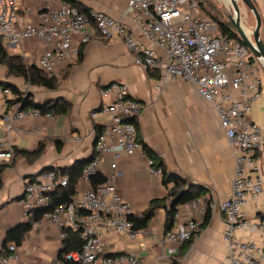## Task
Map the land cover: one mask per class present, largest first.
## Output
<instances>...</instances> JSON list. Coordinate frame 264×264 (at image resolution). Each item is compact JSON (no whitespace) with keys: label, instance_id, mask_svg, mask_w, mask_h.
I'll list each match as a JSON object with an SVG mask.
<instances>
[{"label":"crops","instance_id":"1","mask_svg":"<svg viewBox=\"0 0 264 264\" xmlns=\"http://www.w3.org/2000/svg\"><path fill=\"white\" fill-rule=\"evenodd\" d=\"M72 1L79 8L88 11L98 9L119 19L137 42L149 46L127 12L125 0ZM213 1L220 4V12L225 19L213 11ZM251 1L261 19L260 36L264 42V0ZM199 2L202 13L215 18L217 23L230 22L228 15H232V8L229 0ZM62 3L63 0H20L16 26L28 22L40 25L39 12L44 9L56 10ZM241 6L243 21L253 27V16ZM72 38L74 42L77 41L76 35ZM3 44L10 56H21L26 66L35 65V60L49 46L47 41L35 37L19 44L7 41ZM153 48L158 66L146 69L135 63L134 53L126 48L121 38H93L80 47L78 55L57 63L50 70L44 69L49 77L57 81L54 89L30 85L22 77L9 74L5 65H0V83L15 86L20 93L28 91L36 105L58 102L66 106L64 112L51 114L50 117L28 116L21 123H15L9 133L18 154L12 163L0 168V222L6 224L0 228V246L6 230L25 221L17 198L22 197L25 182L30 177L49 167L57 170L70 168L77 162L91 158L96 133H102L111 124L108 116L92 117L91 113L106 103L101 91L109 83L116 82L126 85L128 96L142 104V109L135 117L137 138L142 150L132 155L118 150L116 159L112 153L105 154L96 172L102 177L110 175L113 173L110 164L116 162V192L130 205L134 216L142 215L153 200H163V204L156 208L146 227L138 230L136 239L106 230L103 236L106 251L134 253L140 258V264H221L225 260L228 254V247L222 241L225 223L218 208L205 213L192 211L191 217L202 224L191 242H167L161 245L157 242L164 234L166 216L172 202L169 196L171 184L165 186L161 177L149 172L144 147L166 172L181 178L186 188L193 187V192L198 191L200 197L211 195L217 203L230 193L236 147L221 129L215 109L190 83L181 79L165 83L160 81L166 55L163 49ZM262 76L264 78L263 73ZM156 84L159 89L155 88ZM4 108V102L0 100V113ZM249 119L261 127L264 135V84L258 100L252 106ZM41 143L43 149L36 156L27 157L22 153V150H34ZM261 176V193L249 197L243 206L245 218L252 222H264V170ZM90 186V183L78 178L75 196L83 194ZM14 201L17 204L16 213L12 211L14 206H11ZM207 213L209 218L204 222ZM36 224L42 231L41 220ZM48 225L57 234L55 226ZM40 234L37 229H31L25 235L32 237ZM235 237L259 241L257 233L244 230L235 231ZM42 247H39L36 258H33L22 242L17 246V251L22 252L19 256L15 252L11 264H56L57 253L61 249L58 235L52 243Z\"/></svg>","mask_w":264,"mask_h":264},{"label":"built area","instance_id":"2","mask_svg":"<svg viewBox=\"0 0 264 264\" xmlns=\"http://www.w3.org/2000/svg\"><path fill=\"white\" fill-rule=\"evenodd\" d=\"M125 1L127 12L149 46L137 42L119 19L98 9L89 10L85 17L65 1L56 10H41L40 25L28 22L17 27L20 0H0V38L14 44L32 37L47 41L49 46L34 63L47 70L78 55L83 44L97 37L121 38L134 53L135 63L146 69L158 66L153 46L163 49L166 63L160 81L181 79L190 83L217 112L220 127L234 142L236 153L228 197L217 203L208 195L177 205L172 228L157 242L160 245L191 242L202 224L191 217L192 211L205 213L218 208L225 223L222 241L228 247L227 257L221 264H264V222L247 220L243 210L247 199L258 196L263 188L264 135L249 115L264 84V67L243 42L220 32L217 21L202 13L199 0ZM73 35L77 36L76 42ZM155 88L160 87L156 84ZM27 93L23 91L20 95L25 97ZM101 94L106 103L91 116L106 115L111 124L95 139L93 155L79 177L88 183L105 154L112 153L116 159L118 150L128 155L142 150L134 122L142 104L128 96L126 85L116 82L109 83ZM15 98L9 85L0 84V100L5 105L0 113V168L12 163L15 156L9 138L14 124L28 116H51L37 108H21ZM146 162L152 175L162 176L161 167L152 158L147 156ZM110 167L113 173L105 175L102 183L43 213L42 218L55 226L60 243L67 237L68 230L77 233L81 243L79 249L64 253L56 264H140V258L134 253H108L103 242L106 230L129 239L138 237V230L129 219L130 205L116 192V162L112 161ZM67 180V176H58L48 169L30 177L18 200L22 217L27 219L32 211L47 209L49 195L65 187ZM237 230L255 232L259 241L239 239L235 237ZM16 251L14 242L8 243L5 250L0 246V264H11Z\"/></svg>","mask_w":264,"mask_h":264},{"label":"trees","instance_id":"3","mask_svg":"<svg viewBox=\"0 0 264 264\" xmlns=\"http://www.w3.org/2000/svg\"><path fill=\"white\" fill-rule=\"evenodd\" d=\"M66 3H68L70 6L76 8L79 12H81L85 17H88L89 11L83 8H79L72 0H63ZM215 19V18H214ZM216 20V19H215ZM217 21V20H216ZM219 30L222 34H226L229 37H234L238 39L240 38L237 35L233 25L230 22L224 23V22H218ZM242 42V41H241ZM4 39L0 38V65H5L8 73L14 76L22 77L25 82H27L30 85L34 86H42L47 89H54L57 87V81L49 77L44 70L41 68L33 65V66H26V64L23 61V58L21 56H10L4 47ZM14 95L16 96L15 101L20 102L21 108H37L40 110L41 113H50V114H57L62 113L65 111L66 106L65 104L54 102L47 105H36L34 101L31 98V93H27L25 97H21L20 92L15 86L9 85ZM135 122V119H134ZM100 135V133H96V138ZM43 149V144H39L34 150L32 151H23L27 157L29 156H36L39 154ZM145 153L148 157L152 158L154 160V163L161 167L162 169V183L167 186L168 184H171V188L169 189V196L171 197V204L170 208L167 212L166 216V223L164 228V233L166 231H169L174 222L173 214L175 212V207L179 204L188 202L196 197H200L198 191L193 192V187H185V183L181 178H179L174 173H168L164 170V168L161 166L160 163H157L155 161V158L153 155L149 152V150L145 149ZM18 154V151L15 150V156ZM90 161V159H87L85 161L77 162L70 168L65 169H54L53 167L47 168L48 170H53L58 176H67V185L65 187H61L56 189L52 194L49 195V204L47 209H36L31 212V214L25 219L24 223L13 225L12 227L8 228L4 234V238L1 241V250H5L6 246L10 242H14L16 246H20L24 240L25 234L31 230L32 226L40 221L42 218L43 213L52 208L53 206L64 203L69 201L76 193V182L78 178L82 174V170ZM45 170V169H44ZM90 184L92 187H95L96 185L103 182V177L101 174L95 172L93 175L90 176ZM180 193L179 199L175 201V197L177 194ZM163 204V200L156 199L150 202L148 208L146 211L140 215V216H134L130 215L129 219L133 223L134 229H141L146 227L150 219L152 218L154 211L156 208L161 206ZM208 212V211H207ZM209 218V214L207 213L205 215L206 222ZM62 247L60 251L57 253V259H62L63 254L73 250V249H79L81 246V243L79 241V238L77 236V233L71 232L68 230L67 237L62 239L61 241ZM2 253V251H1Z\"/></svg>","mask_w":264,"mask_h":264},{"label":"water","instance_id":"4","mask_svg":"<svg viewBox=\"0 0 264 264\" xmlns=\"http://www.w3.org/2000/svg\"><path fill=\"white\" fill-rule=\"evenodd\" d=\"M229 2L232 8V15H228L229 21L232 23L240 40L248 47L256 60L264 67V42L260 36L261 19L255 6L251 0H229ZM241 4L254 18L255 23L252 29H247L243 24ZM247 30L248 32H246ZM179 196L180 193L177 194L174 200L177 201ZM17 199L19 200L20 197ZM21 223L24 222H19L18 224ZM59 251L60 249L58 252Z\"/></svg>","mask_w":264,"mask_h":264},{"label":"rangeland","instance_id":"5","mask_svg":"<svg viewBox=\"0 0 264 264\" xmlns=\"http://www.w3.org/2000/svg\"><path fill=\"white\" fill-rule=\"evenodd\" d=\"M213 4H214V6L215 7H213V11L214 12H217L216 14L221 18V19H225V16L220 12V4L218 3H216V2H214L213 1ZM243 24H244V26L247 28V29H252L253 27H250V26H248L244 21H243ZM5 42V41H4ZM11 51V50H10ZM42 70H44V69H42ZM14 206L13 208H12V211L14 212V213H16L17 212V204H16V202L14 201V202H12V204H11V206ZM8 206V205H7ZM20 211V210H19ZM9 214V213H8ZM7 217V216H6ZM0 220H1V218H0ZM41 220V222H42V231H41V229H39L38 228V226H37V224L35 225H33L32 226V230H36L37 229V231H38V235L40 234V233H42V234H40V236H36V235H34V236H32V237H26V235H25V237H24V240H23V243L25 244V249H26V251H29V256H31V257H33V258H36V256H37V253L39 252V247L41 246H45V245H47V244H49V243H52L54 240H55V238L57 237V234H56V232H55V230L53 229V228H50L49 227V221H48V219H46V218H41L40 219ZM6 224H2L1 222H0V228H2V227H4ZM55 228V227H54ZM43 248V247H42ZM22 252V251H21ZM21 252L19 251H17L16 252V255H20L21 254Z\"/></svg>","mask_w":264,"mask_h":264},{"label":"bare ground","instance_id":"6","mask_svg":"<svg viewBox=\"0 0 264 264\" xmlns=\"http://www.w3.org/2000/svg\"><path fill=\"white\" fill-rule=\"evenodd\" d=\"M246 32H248V30Z\"/></svg>","mask_w":264,"mask_h":264}]
</instances>
